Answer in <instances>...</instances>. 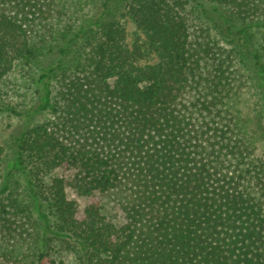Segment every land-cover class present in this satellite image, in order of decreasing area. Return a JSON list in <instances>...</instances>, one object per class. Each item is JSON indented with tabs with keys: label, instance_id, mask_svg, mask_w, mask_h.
<instances>
[{
	"label": "trees",
	"instance_id": "trees-1",
	"mask_svg": "<svg viewBox=\"0 0 264 264\" xmlns=\"http://www.w3.org/2000/svg\"><path fill=\"white\" fill-rule=\"evenodd\" d=\"M18 69L0 260L264 264V0H0V86Z\"/></svg>",
	"mask_w": 264,
	"mask_h": 264
},
{
	"label": "rangeland",
	"instance_id": "rangeland-1",
	"mask_svg": "<svg viewBox=\"0 0 264 264\" xmlns=\"http://www.w3.org/2000/svg\"><path fill=\"white\" fill-rule=\"evenodd\" d=\"M34 74H31V76ZM31 77L27 71L16 70L9 76L8 80L0 86V106L9 104L14 106L15 110H20L30 106L32 102V83ZM261 111H254L253 118L259 119ZM37 116L35 120H40ZM258 121V120H256ZM22 124V119L5 110H0V146L3 148V162H2V176H4L10 169L13 160V148L11 144V136L13 132ZM258 136V134H255ZM256 149L259 154H264V141L257 140ZM14 191L19 193L20 197L25 196L26 184L22 175L17 174L10 178ZM4 182V180H3ZM3 183L0 184V187ZM66 195L69 199L77 203L78 210L81 211L86 203V200L78 197L70 188L66 189ZM102 204L105 205L106 211L115 220H121V208L125 200V196L121 191H116L104 196H96ZM0 264H16L12 261L0 260Z\"/></svg>",
	"mask_w": 264,
	"mask_h": 264
}]
</instances>
